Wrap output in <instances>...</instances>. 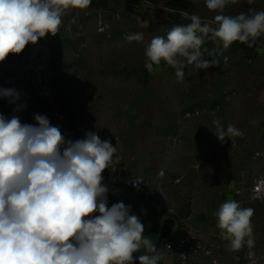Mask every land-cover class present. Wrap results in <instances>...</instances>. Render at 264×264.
Segmentation results:
<instances>
[{
	"label": "clouds",
	"instance_id": "obj_1",
	"mask_svg": "<svg viewBox=\"0 0 264 264\" xmlns=\"http://www.w3.org/2000/svg\"><path fill=\"white\" fill-rule=\"evenodd\" d=\"M93 0H0V62L9 54H20L26 45L36 44L47 34L55 36L63 18L73 10H85ZM249 4L254 0H247ZM240 0H204L217 14L213 21L193 13L187 24L173 25L166 35L153 36L144 50V67L151 74L162 62L175 69L183 83L184 69L192 65L206 70L216 65L204 59L214 55L204 47L206 38L223 49L234 42L253 47L264 36V9L225 14L228 5ZM71 24L77 23L72 16ZM98 31H104L103 22ZM128 42H145L143 32L125 36ZM22 93L0 87V98L15 105L11 116L0 113V264H161L164 254L145 235V225L132 205L117 200L109 204L105 169L121 163L117 147L86 131L81 139L62 134L46 115L35 113V123L21 121L17 113L27 108ZM215 135L244 137L234 124L213 120ZM251 123H255L251 121ZM142 179L131 183L139 188ZM264 181L253 188L252 199H264ZM255 209L227 199L214 212L220 239L226 248L239 252L247 248L250 264H260L252 249L256 237L252 217ZM141 249L144 253L135 255Z\"/></svg>",
	"mask_w": 264,
	"mask_h": 264
},
{
	"label": "crops",
	"instance_id": "obj_2",
	"mask_svg": "<svg viewBox=\"0 0 264 264\" xmlns=\"http://www.w3.org/2000/svg\"><path fill=\"white\" fill-rule=\"evenodd\" d=\"M161 1L166 3V5L167 1H178L180 5L187 8L186 11L178 12L170 8V12L176 15L178 24H187L190 22L188 17L191 13L188 1ZM203 20L212 22L213 18L206 16ZM145 27L147 28V26H142V32L144 34L145 32H149V29L147 28L146 30ZM149 33L154 36L157 31ZM153 36H145V42L142 43L135 41L128 42L125 36H114L111 42L102 39L101 42L96 43V64L93 67V71L90 72V75L91 77L95 75L98 89H101L102 92L99 101L96 104H90L91 106L86 105L81 100V109L85 107L81 113H84V110H86V115H88L87 111L91 112L98 106L96 109L98 112L97 119L99 121H123L127 118L125 115L126 108H117V106L134 105L135 107L129 111L133 115L132 120L136 122L148 121L150 128L146 136L152 138V141L158 138L160 143V145H157L152 142L148 148L147 151L150 154L147 159L148 168H145V171L147 170V173L158 172V174L164 171V175L159 176L158 179L160 189L166 196V202L177 200L178 202L180 201L178 204H180L181 209L189 208L180 216V222L183 225V228H180V235L194 231L202 232L201 235L206 236L205 238L207 239L214 235H219L220 229L217 227V218L214 216V212L222 202L227 199H233L239 201L244 207H252L255 209V215L252 217L256 237L255 247L259 252H264V207L244 204L247 201L245 198H248L247 194L243 189L237 187L239 183H242V180H238V178L246 174L242 171L243 168L249 167L250 161L247 156L245 163L235 158L233 146L235 137L231 138V140L225 138L223 143L220 142L215 135L216 128L212 123L217 117L222 119L225 127L228 123L234 124V121L237 123V120L233 117V103L230 101V97L219 100L221 97L214 93V89L221 90L223 88V82L214 81L212 83V80H207L210 77L204 82L205 79L203 77L205 72H217L218 67L219 71H221L224 69L223 66H230V60L222 66V61L219 58L222 56H225L224 58L228 57V55H225L227 49L221 48L218 41L214 42L206 38L204 47L209 51H214V55L209 56L208 52H205L203 58L215 60L216 65L206 70H197L192 65H188L184 69L186 73L185 79L183 83H179L175 76V69L167 66L163 62L159 67L154 66V71L151 74L145 69L144 50L147 42ZM89 42H91L89 45H92L94 39L89 40ZM231 47L237 49L233 44ZM87 50L90 51V49ZM261 52L259 55L262 57L263 51ZM195 76L198 79H194ZM192 85L212 90L211 98L213 101L215 102V99L218 98L217 107H214L217 109L222 106V110L214 118L213 116L207 120L206 118L200 120L195 118L198 120L197 122L189 126H182V120L184 119L182 118V112L186 103L193 99ZM178 89H180V92L177 93L178 96H175L173 93ZM30 96L29 93L23 92L21 96L22 103L26 102L27 104ZM118 98H125L127 100L125 102L119 100L118 102ZM33 103L34 99H32L30 104H27V110L32 117L33 114L39 113L38 106H34ZM179 104L180 107H177ZM28 107H32V109L30 110ZM179 108L180 129L176 130L175 127H172L173 130L175 129L172 133L170 132L172 128L169 127L168 121H170L172 116H176ZM212 111H215L214 108ZM176 117L178 118V114ZM240 120L242 124L245 123L248 125L250 123V118L242 114ZM259 132L262 133L260 137L263 138L264 130H259ZM247 133V130H245L244 136ZM261 140L259 142L264 145V142ZM130 156L125 155V153H121L120 156L122 166L128 169L132 165V161H135V157ZM261 175H264V172L259 174V176ZM167 207H170L174 212L176 211L169 205ZM175 215L178 214L175 213ZM221 243L223 244V248L218 254L221 264H232V255L235 252L227 250L226 241L222 240ZM161 251L163 252V247ZM166 258H169V264L174 263L171 256L165 255L164 260ZM201 264L212 263L206 258Z\"/></svg>",
	"mask_w": 264,
	"mask_h": 264
},
{
	"label": "rangeland",
	"instance_id": "obj_3",
	"mask_svg": "<svg viewBox=\"0 0 264 264\" xmlns=\"http://www.w3.org/2000/svg\"><path fill=\"white\" fill-rule=\"evenodd\" d=\"M186 1H188L190 6V13H196L200 15L202 19L206 16L213 18L217 14L216 12L209 11L205 7L204 0ZM108 2V6L110 7L106 8V14L114 24L113 36H126L131 32H142L143 25L147 26L149 32L157 31L154 36L166 35L167 31L170 30L173 25L178 24L175 21L176 15H173L174 13L170 12V8H168L166 3L161 0H141L137 7H132L130 9L129 6L127 7V0H108ZM251 9H264V0H254V3L251 4H249L247 0H240V3L237 5H228L225 9V14L234 16L241 12L249 13ZM91 10L93 9L88 8L82 11L73 10L67 15L68 29L56 36L52 49L55 64L54 70L59 73L60 82L63 87L70 90L73 96H75L77 118L82 124H86V131L96 132L102 140H111L113 146L117 147L118 155L121 156V153H125L127 156L131 155L130 157H135V161H132L129 171L134 175L141 174L148 177L154 187L156 186L160 188L159 177L157 176L158 172L147 173V170L145 171V168H148L147 159L150 154L149 151H147L148 148L151 146L152 142L157 145H160V143L158 138H156L155 141H152V138L146 136L150 128L148 121L136 122L132 120L133 115L132 113H129V111L135 107L134 105L117 106V108H126L125 115L127 118L123 121H99L97 119L98 112L96 109L98 106H93L95 109L91 112L87 111L88 115H86V110H84V113H81L85 108L81 109V100L86 105L91 106L99 101L102 92L101 89H98L95 75H92L91 77L90 72L93 71V67L96 64V43L101 42L102 39H107L104 35L97 33L95 17L92 14L87 16V13L91 12ZM117 14H120V17L117 18ZM72 16L77 17L76 24L70 23ZM147 28L145 27L146 30ZM149 32H145L144 36H153ZM92 39H94V43L89 45L91 43L89 40ZM111 41L112 39L109 40V42ZM247 48L249 51H242L233 47L227 49L225 55H228L227 58L230 60V66H223L225 63V56L219 57L224 69L219 71L218 67L217 72H205L203 77L205 79L204 82L210 77L207 80H212V83L214 81L224 83L223 88L221 90L214 89V93L221 97L219 100H224L225 97H230V101L233 103V117L237 120V123L234 121V125L244 133L245 130L248 132L243 138H234V157L245 163L247 156L250 161L249 167L243 168L242 172L246 174L243 175V177L238 178V180H242V183H239L237 187L243 189L247 194L248 198H245L247 201L244 202V204L260 205L264 207L263 204L251 202L249 199V187L252 185L253 179L264 172V145L259 142L261 139V141L264 142V136L261 138L260 135L262 133L259 132V130H264V36L258 38L253 47L247 46ZM87 49H90L91 52ZM261 51H263L262 57L259 55L262 53ZM194 79L198 78L195 76ZM1 85L2 77L0 76V86ZM191 90L193 91V99L186 103L184 110L188 108H198L202 112L201 116L198 118L199 120L202 118H206L207 120L208 118H212V116L214 118L220 114L222 106L221 108L218 107L216 109L218 98L215 99V102L213 101L211 98L212 90L205 89L204 87H196L194 85L191 86ZM179 92L180 89L176 90L173 94L178 96L177 93ZM33 98L34 96H30L27 104H30ZM119 100L125 102L127 99L118 98V102ZM241 103H243V105H241ZM177 107H180V104ZM28 108L30 110L32 109V107ZM213 108L215 111H212ZM184 110L182 112V118ZM177 114L178 118L176 117ZM241 114L250 118V123L248 125L245 123L242 124V121L240 120ZM176 116H172L170 121H166H168L170 128L175 127L176 130H179L180 108L178 109ZM182 121V126H189L198 120L183 119ZM251 121H254L255 123H251ZM173 128L172 131H170L172 133L175 131ZM120 164L123 165L122 162ZM242 165L245 167L244 164ZM105 172L107 174V169H105ZM111 179L113 180V177L109 176L104 182L109 185L110 190L113 189ZM178 203H180V201H165L164 208L160 211L159 208L154 209L145 200L143 202L145 224L153 227L154 222L159 221L161 225L158 233H145V235L150 237L154 242H157L164 221L173 218L174 224L172 233L170 238L165 241L171 240L175 238V236H179L180 228H183V225L180 222V216H182L189 208L186 207L181 209L180 204ZM167 205L171 206V208L176 211H172ZM175 213L179 216L175 215ZM163 216L167 217L164 218ZM197 233L201 234L202 232L199 231ZM201 237L207 239L204 235ZM141 251L143 254L144 250L141 249ZM162 253L164 256H168L164 249ZM169 263V258H166L161 264Z\"/></svg>",
	"mask_w": 264,
	"mask_h": 264
},
{
	"label": "built area",
	"instance_id": "obj_4",
	"mask_svg": "<svg viewBox=\"0 0 264 264\" xmlns=\"http://www.w3.org/2000/svg\"><path fill=\"white\" fill-rule=\"evenodd\" d=\"M93 15L97 23V33L104 35L107 40L113 39L114 24L106 14V9H93L87 13V16ZM116 17H120L117 14ZM103 22L104 31H98ZM68 29L67 16L63 18L60 31L52 36L47 34L46 37L38 40L36 44L26 45L22 53L13 57L9 62H0V76L2 77L3 87H15L21 93L27 92L34 96V106H38L39 114L46 115L52 125L60 126V130L66 137L76 140L84 137L86 124H82L77 118L76 99L70 90L63 87L60 82L59 73L52 68V49L56 36ZM227 62L228 58H224ZM17 103H22L18 101ZM15 105L6 100V109L0 113L11 116ZM22 122L35 123L33 117L27 108L17 113ZM202 112L198 108H188L184 110L183 118L193 120L199 118ZM104 171V182L109 176L113 184L119 185L126 189L141 191L148 203L162 210L166 201L164 192L159 187H154L149 178L138 174H132L128 168L121 164L114 165L112 169ZM164 171L158 174L163 176ZM142 179L139 188L132 186V179ZM259 181H264V175L255 177L252 185L249 187V199L251 202L264 205V199H252L253 188ZM264 197V191L261 192ZM197 232H188L163 243L162 247L166 254L171 256L173 264H201L208 258L212 264H221L218 254L223 248L220 235L212 236L210 239H203ZM248 249L245 247L239 252L232 255V264H250L248 259ZM252 251L260 259V264H264V252H259L255 247Z\"/></svg>",
	"mask_w": 264,
	"mask_h": 264
},
{
	"label": "trees",
	"instance_id": "obj_5",
	"mask_svg": "<svg viewBox=\"0 0 264 264\" xmlns=\"http://www.w3.org/2000/svg\"><path fill=\"white\" fill-rule=\"evenodd\" d=\"M141 0H128L129 9L132 7H137L140 4ZM108 0H93L92 4L89 8L91 9H106L108 8ZM167 7L174 9L178 12L186 11V7L180 5L178 1L176 2H169L167 1ZM176 23L178 19L176 18ZM233 45L242 51H249L245 44H241L239 42H234ZM18 54H9L8 57L5 58L4 62H9L13 57L17 56ZM55 67L54 58H52V68ZM0 87H3L2 85ZM6 109V99L0 98V112L5 111ZM117 200H123V202L127 205H132V210L135 214H137L141 221L145 225V233L147 234H155L158 233L160 228V222H154L153 227L147 226L144 222L145 212L143 209V202L146 200L143 193L141 191L133 190V189H126L120 187L119 185L113 184V189L110 190L109 194V204L115 203ZM147 201V200H146ZM148 202V201H147ZM150 205V204H149ZM155 209V207H153ZM155 215V214H153ZM170 236L167 238L169 239ZM142 251L136 253L135 255H141Z\"/></svg>",
	"mask_w": 264,
	"mask_h": 264
},
{
	"label": "water",
	"instance_id": "obj_6",
	"mask_svg": "<svg viewBox=\"0 0 264 264\" xmlns=\"http://www.w3.org/2000/svg\"><path fill=\"white\" fill-rule=\"evenodd\" d=\"M174 220L173 218L167 219L164 221L162 230L160 232L157 242H155L157 250H161L162 244L164 241L171 235L173 229Z\"/></svg>",
	"mask_w": 264,
	"mask_h": 264
}]
</instances>
